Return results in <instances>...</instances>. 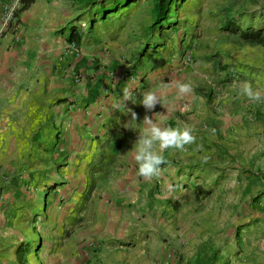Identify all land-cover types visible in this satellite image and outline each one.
<instances>
[{"label":"rangeland","instance_id":"obj_1","mask_svg":"<svg viewBox=\"0 0 264 264\" xmlns=\"http://www.w3.org/2000/svg\"><path fill=\"white\" fill-rule=\"evenodd\" d=\"M63 1L84 35L76 54L84 49L96 61L102 50L109 65L117 53L111 63L121 67L119 81L133 88L144 81L164 102L181 104L155 126L192 135L200 126L206 130L194 135L208 140L189 148L186 164L152 149L166 160L147 178L154 192L146 193L133 125L107 126L89 145L71 148L44 120L30 116L19 129L2 121L0 264H183L207 241L219 250L217 264H264V227L241 225L244 215L236 213L245 202L242 175L264 158V94L256 101L241 92L246 82L264 88L251 76V66L264 71V43L239 32L260 29L264 37V0H176L169 18L152 28L153 0H135L92 27L91 6ZM228 19L239 30L225 29ZM174 151L181 160L187 150ZM253 189L261 194L264 183ZM255 200L261 209L264 196Z\"/></svg>","mask_w":264,"mask_h":264},{"label":"crops","instance_id":"obj_2","mask_svg":"<svg viewBox=\"0 0 264 264\" xmlns=\"http://www.w3.org/2000/svg\"><path fill=\"white\" fill-rule=\"evenodd\" d=\"M65 3L63 0H33L26 9L19 10V0H0V26L10 8L16 7L14 18L0 36V124L7 121V126L19 129V124L29 125L30 116L35 118L36 124L44 120L46 126H54L61 132L57 142L71 148L81 146L82 143L89 145L94 136L106 132L107 126L114 124L125 127H128V123L133 125L136 143L150 138L151 127L159 119L163 122L167 114L179 110L181 104H175L168 98L164 102L161 99L162 93L156 90L151 91L156 97L151 107L141 103L144 94L148 92L147 84L143 81L134 84L133 88L128 80H118L117 74L121 67L111 63L120 57L117 53L112 61L108 60L109 65L101 62V58H106L102 50L96 52L100 58L96 61H92V53L82 48L81 53L76 54L70 45L77 43L70 41L72 38L69 39V35L73 33L79 36L81 44L84 35L74 29L75 16ZM112 65L116 69L112 70ZM251 69L253 80L261 79L256 83L264 85L261 66H251ZM77 73L80 77H77ZM106 85L109 92L104 91ZM260 91L264 94V88ZM158 108L161 109L160 114ZM211 120L216 122L217 118L212 117ZM199 127L194 134H202L206 130ZM167 129L175 130V125H168ZM66 134L71 137L68 138ZM196 135L193 143L185 145L187 151L180 155L181 160L175 156V148L166 149L169 155L167 160L175 159L177 164L193 161L190 156L193 149L189 148L196 144L203 147L208 140L205 136ZM153 147L159 150V143L154 141ZM262 159L256 162V170L246 171V175H242L247 178L239 188V195L245 198L244 204L237 207L236 213L244 215L239 222L241 225L248 223L246 226L250 222L253 228L264 227V206L260 209L255 203L258 200L255 198L264 196V191L256 196L253 189L255 181L264 183L258 179L253 182L254 175L264 173ZM144 178V192L148 193L147 189L152 191L153 186L149 179ZM164 178L167 179V175Z\"/></svg>","mask_w":264,"mask_h":264},{"label":"trees","instance_id":"obj_3","mask_svg":"<svg viewBox=\"0 0 264 264\" xmlns=\"http://www.w3.org/2000/svg\"><path fill=\"white\" fill-rule=\"evenodd\" d=\"M79 2H84L91 6L92 12L88 17V24L90 27L93 26L95 22L99 19H105L107 14L117 13L121 8L127 7L130 3L135 0H78ZM179 2H185L186 0H178ZM21 6L19 10L26 9L33 0H19ZM152 13H153V24L150 28H152L155 24H161L165 22L169 16L172 14L174 10V6L176 5V0H153L152 2ZM233 22L228 19L227 23L224 25L227 30H239L237 27H232ZM240 36L247 42L251 43H264V37L262 36V30L256 29L252 32L248 31H240ZM72 38V39H71ZM69 39L72 42H79L80 37L71 33L69 35ZM259 175V177H258ZM257 181L264 182V173H259L253 176V182ZM256 182V181H255ZM195 190H199L200 186H195ZM194 191V190H193ZM198 192V191H197ZM204 192V191H203ZM219 250L209 244V242L200 243L195 250L194 255L183 264H217L218 261Z\"/></svg>","mask_w":264,"mask_h":264},{"label":"clouds","instance_id":"obj_4","mask_svg":"<svg viewBox=\"0 0 264 264\" xmlns=\"http://www.w3.org/2000/svg\"><path fill=\"white\" fill-rule=\"evenodd\" d=\"M181 92L190 91V86L186 84L179 85ZM241 92L244 96L251 100L260 101L262 94L260 90H254L250 83H244L241 86ZM156 97L153 92L144 94L141 103L145 106L151 107L154 104ZM195 137L191 134L190 129L185 128L181 131L165 129L161 130L159 127L153 125L151 127L150 138H144L138 141L135 146L136 155L135 160L140 163L138 173L145 178H152L158 176L157 166L164 162L162 154H156L152 151L154 141L159 143L161 153L170 148L184 150L185 145L194 142Z\"/></svg>","mask_w":264,"mask_h":264},{"label":"built area","instance_id":"obj_5","mask_svg":"<svg viewBox=\"0 0 264 264\" xmlns=\"http://www.w3.org/2000/svg\"><path fill=\"white\" fill-rule=\"evenodd\" d=\"M15 9H16V7L12 6L10 8L7 16L5 17L4 21L2 22V25L0 26V36H1L2 32L7 29L9 22L14 18ZM70 46H73V49L75 51H77V47L75 44H72Z\"/></svg>","mask_w":264,"mask_h":264}]
</instances>
